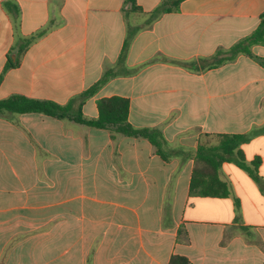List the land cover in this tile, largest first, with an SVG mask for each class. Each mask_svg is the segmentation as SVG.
<instances>
[{
    "label": "crops",
    "instance_id": "0c3cea01",
    "mask_svg": "<svg viewBox=\"0 0 264 264\" xmlns=\"http://www.w3.org/2000/svg\"><path fill=\"white\" fill-rule=\"evenodd\" d=\"M0 0V99L14 94L87 118L130 102L149 139L43 112L0 115V264H264V43L212 65L260 25L264 0ZM108 80L82 102V93ZM250 134L220 177L226 197L191 193L200 145ZM217 140V141H216Z\"/></svg>",
    "mask_w": 264,
    "mask_h": 264
},
{
    "label": "trees",
    "instance_id": "16d2710c",
    "mask_svg": "<svg viewBox=\"0 0 264 264\" xmlns=\"http://www.w3.org/2000/svg\"><path fill=\"white\" fill-rule=\"evenodd\" d=\"M134 11L141 8L137 0H128ZM184 0H164L155 10L154 15L162 12L176 11ZM264 43V12L261 14L259 27L247 37L234 44L228 53L217 56L212 65H220L233 60L241 53L251 54L250 48L254 44ZM264 64V57H258ZM106 73L97 83L85 90L81 95L82 102L85 98L94 95L98 89L108 80ZM1 80V77H0ZM75 100L66 105H61L52 100H39L20 94H14L0 99V115L6 112L26 113L43 112L59 118H69L75 122L86 124L96 128L109 130L113 136L123 134L127 136L144 137L156 147L157 152L164 158L170 155L164 148V140L158 129L149 127H135L129 121L130 102L127 98L120 96L103 97L98 100L99 115L96 118L84 116L81 106L76 110L73 107ZM250 134H221L216 146L200 145L196 153V163L191 179V193L201 196L226 197L231 193L229 184L220 177L222 163L228 159H235L239 166L246 169L255 179H259L257 169L259 159L254 160L252 165L248 164L240 149V145L249 140ZM170 264H192L191 260L182 255H173Z\"/></svg>",
    "mask_w": 264,
    "mask_h": 264
},
{
    "label": "rangeland",
    "instance_id": "374dc122",
    "mask_svg": "<svg viewBox=\"0 0 264 264\" xmlns=\"http://www.w3.org/2000/svg\"><path fill=\"white\" fill-rule=\"evenodd\" d=\"M217 141V140H216Z\"/></svg>",
    "mask_w": 264,
    "mask_h": 264
}]
</instances>
